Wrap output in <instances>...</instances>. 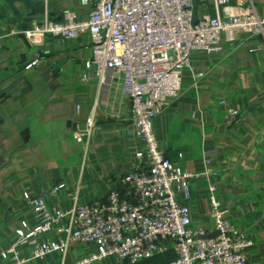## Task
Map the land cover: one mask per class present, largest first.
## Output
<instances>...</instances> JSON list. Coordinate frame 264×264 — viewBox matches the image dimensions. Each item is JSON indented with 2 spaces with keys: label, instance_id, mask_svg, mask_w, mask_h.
Segmentation results:
<instances>
[{
  "label": "crops",
  "instance_id": "obj_1",
  "mask_svg": "<svg viewBox=\"0 0 264 264\" xmlns=\"http://www.w3.org/2000/svg\"><path fill=\"white\" fill-rule=\"evenodd\" d=\"M196 2V18L221 14L213 0ZM228 3H250L264 16V0ZM65 9L81 18L88 12L79 0H0V252L11 247L20 224L30 229L38 224L24 193L40 195L64 184L47 200L49 209H68L69 193H76L80 204L103 201L119 176L138 162L140 144L127 135L129 101L119 84L103 96L93 78L82 80L91 55L89 36L23 35L32 23L57 20ZM258 47L261 51L251 52ZM93 106L86 148L74 134ZM228 107L241 117L234 128L222 122ZM151 128L164 156L198 175L189 181L185 203L190 228L214 233L207 200L214 185L224 219L251 242L248 261L264 264V35L240 33L220 52H193L190 67L182 71L179 96L168 100ZM205 153L210 154L206 163ZM37 238L57 242L61 236ZM93 250V245L72 244L64 259L58 252L29 259L27 246L16 248L19 258L29 259L23 264H70ZM174 258L166 244L162 252L135 263L108 256L94 264H169ZM1 264L15 261L9 257Z\"/></svg>",
  "mask_w": 264,
  "mask_h": 264
},
{
  "label": "built area",
  "instance_id": "obj_2",
  "mask_svg": "<svg viewBox=\"0 0 264 264\" xmlns=\"http://www.w3.org/2000/svg\"><path fill=\"white\" fill-rule=\"evenodd\" d=\"M79 1L88 8L85 18L65 9L57 20L32 23L23 35H49L62 40L89 36L91 55L82 80L93 78L103 96L119 84L129 101L127 135L140 144L135 154L138 162L119 176L116 187L103 201L80 204L76 193H69L68 209H49L47 200L65 188L64 184L40 195L24 193L22 200L38 224L32 229L20 224L11 247L0 252V264L9 257L15 264H23L52 252L64 259L72 244L93 245L94 250L70 264H94L108 256L135 263L162 252L166 244L175 252L169 264H254L246 257L250 240L224 219L214 185H209L207 200L208 216L217 235L206 239L209 233L190 228V212L185 203L190 199L189 181L198 175L170 161L158 149L151 120L168 100L179 96L182 71L190 67L193 52H220L223 43L233 45L240 33L264 35V16L250 3L231 5L228 0H213L221 14H202L194 23L193 0ZM257 51L261 48L251 50ZM93 110L94 106L83 128L74 134L86 148ZM240 121L236 110L225 109L222 122L226 127L234 128ZM209 155L204 154L205 163ZM46 233L61 238L57 242L38 240ZM20 246H27L29 259L18 257L16 248Z\"/></svg>",
  "mask_w": 264,
  "mask_h": 264
},
{
  "label": "water",
  "instance_id": "obj_3",
  "mask_svg": "<svg viewBox=\"0 0 264 264\" xmlns=\"http://www.w3.org/2000/svg\"><path fill=\"white\" fill-rule=\"evenodd\" d=\"M197 0H193L192 1V10H191V13H192V15H191V21H192V23H194L195 21H196V4H197V2H196ZM217 235V233H212V234H209V235H207L206 237H204V238H206V239H210V238H213V237H215Z\"/></svg>",
  "mask_w": 264,
  "mask_h": 264
}]
</instances>
